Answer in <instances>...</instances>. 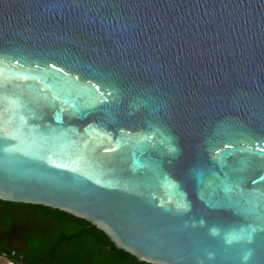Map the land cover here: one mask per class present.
<instances>
[{
    "label": "water",
    "instance_id": "obj_1",
    "mask_svg": "<svg viewBox=\"0 0 264 264\" xmlns=\"http://www.w3.org/2000/svg\"><path fill=\"white\" fill-rule=\"evenodd\" d=\"M0 201L264 264V0H0Z\"/></svg>",
    "mask_w": 264,
    "mask_h": 264
},
{
    "label": "trees",
    "instance_id": "obj_2",
    "mask_svg": "<svg viewBox=\"0 0 264 264\" xmlns=\"http://www.w3.org/2000/svg\"><path fill=\"white\" fill-rule=\"evenodd\" d=\"M2 203V202H1ZM11 214L36 228L21 253L0 247L12 264H146L117 249L96 227L71 215L25 204L2 203Z\"/></svg>",
    "mask_w": 264,
    "mask_h": 264
},
{
    "label": "flooded vegetation",
    "instance_id": "obj_3",
    "mask_svg": "<svg viewBox=\"0 0 264 264\" xmlns=\"http://www.w3.org/2000/svg\"><path fill=\"white\" fill-rule=\"evenodd\" d=\"M0 201V247L11 251L21 253L27 242L28 233L35 234L36 228L19 219H16L7 206ZM7 260V259H6ZM23 264V263H22Z\"/></svg>",
    "mask_w": 264,
    "mask_h": 264
},
{
    "label": "rangeland",
    "instance_id": "obj_4",
    "mask_svg": "<svg viewBox=\"0 0 264 264\" xmlns=\"http://www.w3.org/2000/svg\"><path fill=\"white\" fill-rule=\"evenodd\" d=\"M0 264H12L9 261H7L5 258L0 257Z\"/></svg>",
    "mask_w": 264,
    "mask_h": 264
},
{
    "label": "snow or ice",
    "instance_id": "obj_5",
    "mask_svg": "<svg viewBox=\"0 0 264 264\" xmlns=\"http://www.w3.org/2000/svg\"><path fill=\"white\" fill-rule=\"evenodd\" d=\"M225 147H227V145H225ZM253 183H255V181ZM252 203H253L252 200H249V204H252ZM253 207H254V205H253Z\"/></svg>",
    "mask_w": 264,
    "mask_h": 264
}]
</instances>
